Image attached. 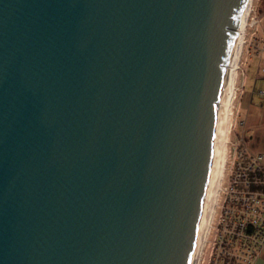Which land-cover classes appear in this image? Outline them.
Listing matches in <instances>:
<instances>
[{
  "label": "water",
  "instance_id": "1",
  "mask_svg": "<svg viewBox=\"0 0 264 264\" xmlns=\"http://www.w3.org/2000/svg\"><path fill=\"white\" fill-rule=\"evenodd\" d=\"M247 0H0V264H190Z\"/></svg>",
  "mask_w": 264,
  "mask_h": 264
},
{
  "label": "built area",
  "instance_id": "2",
  "mask_svg": "<svg viewBox=\"0 0 264 264\" xmlns=\"http://www.w3.org/2000/svg\"><path fill=\"white\" fill-rule=\"evenodd\" d=\"M240 164L221 191L200 264H254L264 252V158L259 153Z\"/></svg>",
  "mask_w": 264,
  "mask_h": 264
},
{
  "label": "bare ground",
  "instance_id": "3",
  "mask_svg": "<svg viewBox=\"0 0 264 264\" xmlns=\"http://www.w3.org/2000/svg\"><path fill=\"white\" fill-rule=\"evenodd\" d=\"M255 0H247L243 11L240 25L237 29V42L232 61L229 67V81L227 93L224 103L223 118L219 133V141L212 169V174L207 190L206 201L198 231L195 238L193 252L190 264H200V261L205 253L209 234L213 226L214 215L218 208V202L221 196V182L224 177L227 147L230 136L231 117L233 115V108L238 96L237 78L243 53L245 50V43L247 38V31L249 27L250 17L253 11Z\"/></svg>",
  "mask_w": 264,
  "mask_h": 264
},
{
  "label": "rangeland",
  "instance_id": "4",
  "mask_svg": "<svg viewBox=\"0 0 264 264\" xmlns=\"http://www.w3.org/2000/svg\"><path fill=\"white\" fill-rule=\"evenodd\" d=\"M263 35H264V0H255L253 5V11L250 17L248 31H247L245 50L243 53L241 67L239 69V74L237 78L238 96L235 101L233 108V115L231 117L230 136H229L228 147L226 150L227 155H226V163L224 170L225 172L220 186L222 193H224L225 188L230 182V179L237 172L236 170L242 169V165L240 164L241 161L252 159V156L258 154V153H253L249 148L250 146H249L248 133L246 129V120L244 119V115L242 111L239 110V101L241 94L244 90V79L247 74V67H249V70L251 71V73L249 72V75H252L253 65L250 62L252 53H255L256 49L258 48L264 50V40L262 39ZM223 198L224 195L222 194V198H221L222 201ZM211 249L212 248L210 244L206 252L207 258L211 255Z\"/></svg>",
  "mask_w": 264,
  "mask_h": 264
},
{
  "label": "crops",
  "instance_id": "5",
  "mask_svg": "<svg viewBox=\"0 0 264 264\" xmlns=\"http://www.w3.org/2000/svg\"><path fill=\"white\" fill-rule=\"evenodd\" d=\"M262 39L264 40V35ZM250 62L253 71L252 75H249L251 71L247 67L239 110L246 120L250 150L262 154L264 158V50L256 49ZM254 264H264V252Z\"/></svg>",
  "mask_w": 264,
  "mask_h": 264
}]
</instances>
